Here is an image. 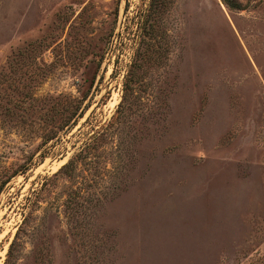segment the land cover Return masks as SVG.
<instances>
[{
  "label": "rangeland",
  "instance_id": "374dc122",
  "mask_svg": "<svg viewBox=\"0 0 264 264\" xmlns=\"http://www.w3.org/2000/svg\"><path fill=\"white\" fill-rule=\"evenodd\" d=\"M224 1L0 0V264H264V0Z\"/></svg>",
  "mask_w": 264,
  "mask_h": 264
},
{
  "label": "trees",
  "instance_id": "16d2710c",
  "mask_svg": "<svg viewBox=\"0 0 264 264\" xmlns=\"http://www.w3.org/2000/svg\"><path fill=\"white\" fill-rule=\"evenodd\" d=\"M222 1H224V0H222ZM225 2V1H224Z\"/></svg>",
  "mask_w": 264,
  "mask_h": 264
}]
</instances>
